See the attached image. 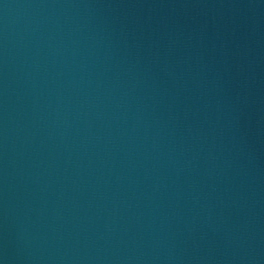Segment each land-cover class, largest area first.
I'll return each instance as SVG.
<instances>
[{
    "label": "water",
    "instance_id": "1",
    "mask_svg": "<svg viewBox=\"0 0 264 264\" xmlns=\"http://www.w3.org/2000/svg\"><path fill=\"white\" fill-rule=\"evenodd\" d=\"M0 264H264V0H0Z\"/></svg>",
    "mask_w": 264,
    "mask_h": 264
}]
</instances>
